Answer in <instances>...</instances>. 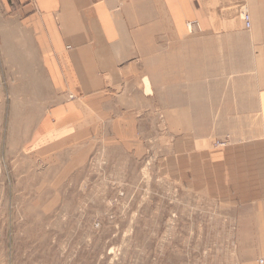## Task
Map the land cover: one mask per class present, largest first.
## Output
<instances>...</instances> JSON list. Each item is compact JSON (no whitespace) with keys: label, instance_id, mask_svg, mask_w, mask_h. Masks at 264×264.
I'll return each mask as SVG.
<instances>
[{"label":"crops","instance_id":"crops-1","mask_svg":"<svg viewBox=\"0 0 264 264\" xmlns=\"http://www.w3.org/2000/svg\"><path fill=\"white\" fill-rule=\"evenodd\" d=\"M0 67L55 131L106 114L126 146L161 123L168 179L223 214L237 264H261L264 0H0Z\"/></svg>","mask_w":264,"mask_h":264},{"label":"rangeland","instance_id":"rangeland-1","mask_svg":"<svg viewBox=\"0 0 264 264\" xmlns=\"http://www.w3.org/2000/svg\"><path fill=\"white\" fill-rule=\"evenodd\" d=\"M5 78L0 67V264H237L223 214L168 179L161 123L126 146L106 114L55 131L20 112Z\"/></svg>","mask_w":264,"mask_h":264},{"label":"built area","instance_id":"built-area-1","mask_svg":"<svg viewBox=\"0 0 264 264\" xmlns=\"http://www.w3.org/2000/svg\"><path fill=\"white\" fill-rule=\"evenodd\" d=\"M242 18H243V20H244V22L246 24V28H250V26H251L250 15H249V13L247 11H243L242 12ZM193 25L197 26V28H198L197 23H194ZM217 145L223 147V146H226L227 143L226 142H219ZM261 263H264V260L261 261Z\"/></svg>","mask_w":264,"mask_h":264},{"label":"bare ground","instance_id":"bare-ground-1","mask_svg":"<svg viewBox=\"0 0 264 264\" xmlns=\"http://www.w3.org/2000/svg\"><path fill=\"white\" fill-rule=\"evenodd\" d=\"M243 11H247V10H243ZM242 11V12H243ZM248 12V11H247ZM241 17H242V13H241ZM243 19V18H242ZM244 21V20H243ZM250 23H251V17H250ZM194 23H190V24H188V29L192 32L193 30H194V25H193ZM244 24H245V22H244ZM245 26H246V24H245ZM251 27V26H250ZM248 29H250V28H248ZM146 90H147V93H150L151 91H150V85H149V82L148 81H146ZM17 136V135H16ZM15 139V138H14ZM264 260V259H263ZM262 260V261H263ZM260 263H261V261H260ZM261 264H264V263H261Z\"/></svg>","mask_w":264,"mask_h":264}]
</instances>
